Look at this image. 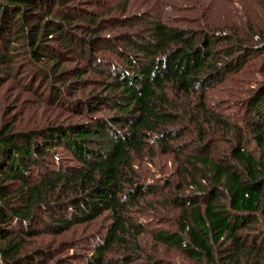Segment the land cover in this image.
<instances>
[{
	"label": "trees",
	"instance_id": "obj_1",
	"mask_svg": "<svg viewBox=\"0 0 264 264\" xmlns=\"http://www.w3.org/2000/svg\"><path fill=\"white\" fill-rule=\"evenodd\" d=\"M89 1L99 5L101 0ZM85 2L0 0V69L13 62L24 42L25 58L45 65L33 76L40 77L53 101L75 104L90 115L103 108L115 111L96 116L91 124L0 130V264H37L36 252L22 251L38 225L61 234L106 212L113 223L102 242L92 244L94 253L85 256L84 264L134 263L146 250V233L157 248L177 250L190 264H264V82L247 86L255 67L264 73V0L245 2L243 15L234 12L208 28L137 20L141 28L116 39L100 33L108 25H130L128 20L103 21L82 7ZM253 57L257 62L244 71L248 76L233 79L238 86L226 89L240 97L235 113L216 112L209 106V90ZM73 60L84 61L85 68L65 69L64 63ZM90 81L100 93L80 99L76 87L68 97L73 83ZM168 89L187 102L171 97ZM185 116L200 132L183 142L190 129ZM150 141L173 154L179 178L175 191L165 193L156 183L137 179L136 158L153 146ZM62 147L78 165L65 166L56 155ZM151 194H162L166 202L145 207L173 219L176 228L149 231L134 222L132 207ZM117 243L126 254L108 258ZM151 254L146 264H167Z\"/></svg>",
	"mask_w": 264,
	"mask_h": 264
},
{
	"label": "rangeland",
	"instance_id": "obj_2",
	"mask_svg": "<svg viewBox=\"0 0 264 264\" xmlns=\"http://www.w3.org/2000/svg\"><path fill=\"white\" fill-rule=\"evenodd\" d=\"M127 1L125 9L124 0H101L99 5H92V1L90 3V1L87 0V2L82 3V7H85L89 12L99 16L103 21L104 19L111 18L128 20L130 25H116L114 27L108 25V27L104 28V30H102L103 32L100 33V36L116 39V37L121 36L122 33L135 32L141 28L138 23L136 24L135 21L137 20L141 22L147 20H160L168 26L171 25L175 27L188 26L200 29L198 27H202L203 25V27L208 28L211 22L217 23L220 19H231L234 12H239L243 15L244 11L242 8L245 2L248 5H251L250 0ZM109 7L113 8L109 11ZM130 20L134 22L131 23ZM23 46L24 42H21L20 47H18L16 53L13 54V62L9 65H3V68L0 69V130L5 126H12L16 131H25L29 129H42L51 124H91L96 116L104 115L107 117L113 115L115 111H111L108 108L98 110L95 112L96 115H90L85 108H79L75 104L72 106L67 104L66 101L65 104L53 101L50 98V90L43 86L41 80H39L40 77L33 76V72L36 68H40V66L44 68L45 65L42 63L39 65L34 64L35 62L25 58L26 51L23 49ZM118 46L122 49L124 48L125 43L119 41ZM0 47L4 48L3 45ZM110 55L116 58L117 61H119L118 63H120L121 60L119 54L112 52ZM256 60L257 59L253 57V59L250 60L251 62L245 65L237 73H230L225 82L209 90V106H212V104L214 105L212 106V109L218 113L224 112L226 117H228V115H226L229 114L228 112H231L232 114L235 113L234 106L240 100V97L228 92L226 89L227 87L232 88V86H238L240 82L237 84L234 80L247 77L248 75H246L244 71L247 70L251 63H256ZM76 66L85 68L86 64L84 61L80 60H73L64 63L65 69H73V67ZM104 68L106 69L107 66ZM255 68V71L251 74L253 75L254 80L247 84V86H251V88L257 85V81L260 83L264 82V73L258 72V68ZM108 69L115 71V69L111 67ZM49 71L54 77L55 73H53L52 70ZM91 75L93 76V72H90L89 78L92 77ZM31 76L33 77L32 80H30ZM64 77L67 78L65 75ZM54 79L57 81L60 78L57 76V78ZM69 81H73V79H69ZM92 82L93 81H90L89 84H85L84 86L79 83H73V85H76H72L71 90L68 89V92H66L68 97L74 94L73 90H76V87H80L76 93L77 97H80V99L89 98L93 93H100V91L96 90L97 85ZM59 84L64 85L57 82L58 86H60ZM244 86L246 85L244 84ZM45 89L46 91L48 90L46 95L44 93L41 94V92H45ZM168 94H170L171 97L178 98L180 102H187L186 97L177 96L175 91L171 89H168ZM217 103H220L221 106H216ZM182 108H180L181 111H183ZM237 110L238 109H236V112H239V110ZM180 113L183 114V112ZM183 118H186V116ZM185 122L184 125H189L190 129L183 134L182 137L184 138L180 140L183 142H186V139H195L196 136H199L200 132L199 127H197L190 118H186ZM149 143L153 146L147 147L144 153L136 158L135 168L137 171V179L141 182L156 183L158 189L160 187L161 190L163 187L165 193H168L170 190L175 191V184H177L179 178L175 175L177 164L173 159V154L163 153L160 145L157 144L158 142L153 143V141H150ZM252 145L254 144L252 143ZM221 149H225L224 145ZM56 155L61 157V160H63L62 162L66 164L65 166L69 167V169L79 164L74 161L69 151L63 147L57 150ZM62 171H64L63 168ZM37 180L38 177L32 179L34 182H37ZM159 200L166 202V198H164L162 194L159 196L151 194L141 202L142 205L132 207L131 216L133 217L134 222L144 224L149 231L160 229L161 227L166 229L176 228L173 219L170 220L168 217H166V219L161 216L159 217L158 214L156 215L155 210L145 207L148 202L158 203ZM67 215H69V213H67ZM112 223V213L106 212L91 222L72 225L61 234L46 231L44 230V225H38L35 227L38 233L25 239V248L22 251V254L36 252L35 255L37 256L35 262L37 264H84L85 256L94 253V247L92 244L97 241L102 242V238L107 234ZM49 226H51V224H49ZM150 236V233L145 234L142 243H144L146 250L141 254V257H135L136 261L131 264H146L149 252H151V255L153 256L156 255L158 259H165L167 264L191 263L177 250H170L167 247H162V245L160 248H157L158 246L150 240ZM39 250H43V252H39ZM125 254L126 250L124 247L120 243H117L114 248L107 253V257L110 259H121Z\"/></svg>",
	"mask_w": 264,
	"mask_h": 264
}]
</instances>
